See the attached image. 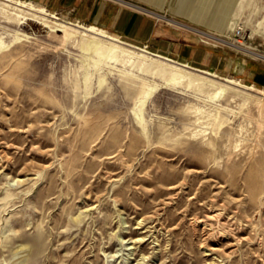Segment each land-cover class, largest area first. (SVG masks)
<instances>
[{
	"label": "rangeland",
	"instance_id": "rangeland-1",
	"mask_svg": "<svg viewBox=\"0 0 264 264\" xmlns=\"http://www.w3.org/2000/svg\"><path fill=\"white\" fill-rule=\"evenodd\" d=\"M48 13L0 0V264H264V88Z\"/></svg>",
	"mask_w": 264,
	"mask_h": 264
},
{
	"label": "crops",
	"instance_id": "crops-1",
	"mask_svg": "<svg viewBox=\"0 0 264 264\" xmlns=\"http://www.w3.org/2000/svg\"><path fill=\"white\" fill-rule=\"evenodd\" d=\"M48 11L102 28L120 41L190 67L264 88V61L245 56L198 29L221 34L237 0H29ZM235 17L230 19V25Z\"/></svg>",
	"mask_w": 264,
	"mask_h": 264
},
{
	"label": "bare ground",
	"instance_id": "bare-ground-1",
	"mask_svg": "<svg viewBox=\"0 0 264 264\" xmlns=\"http://www.w3.org/2000/svg\"><path fill=\"white\" fill-rule=\"evenodd\" d=\"M7 1H11V2H13V3H15V5H19L20 7L21 6H26L28 9H31V10H36V11H38V12H40V13H42V14H49L48 13V11L44 8V7H42V6H36L35 4H33V3H31V2H26V1H23V0H7ZM20 10H22V9H20ZM51 13V12H50ZM16 15V14H15ZM51 16H53V17H56V16H54V15H51ZM22 18H24V19H30L29 17H27V16H25V15H22ZM34 20V19H33ZM37 22H39V21H37ZM43 22V21H42ZM76 23V22H75ZM33 24V23H32ZM77 25L78 26H81V27H83L86 31H90V32H92V33H94V34H96V35H98L99 37H106V38H108V39H116V37L115 36H113L112 34H110L109 32H107V31H105V30H102V28L100 29V28H97V27H95V26H92V25H86V26H84V25H82V24H78L77 23ZM36 27V26H35ZM231 29H233L234 27H235V24L233 23V24H231L230 26H229ZM243 26H241V25H238V28H242ZM56 28V27H55ZM198 32H200L201 34H203V35H205V36H207V37H210V38H213V39H215V40H217L218 42H220V43H225V44H229V45H233V46H235V47H237V48H240L241 50H244V51H246V52H248V53H251V54H253V55H255V56H259V57H261V58H264V52H261L259 49H257V47H255V46H253V45H251V44H247V43H245L244 41H237L235 38H229V37H226V38H220V37H218V36H215L214 34H212V33H210L209 31H204V30H201V29H198L197 30ZM98 36H97V38H98ZM96 38V37H95ZM91 39V40H89V44H90V47H91V49H94L97 45H98V43H99V41L97 40V39ZM229 38V39H228ZM110 51H114V55L116 56V49H114V47H108V53L110 52ZM180 64H182V65H184V66H189L188 64H186V63H180ZM206 72H208V73H210V74H213V75H216V73H214V72H209V71H206ZM169 79H172V80H175L176 82H180V81H182L184 78H185V74H183V73H178V72H173L172 74H170L169 75V77H168ZM224 79L226 80V81H228V82H231V83H234V84H238V85H240V86H243V87H246V88H250V89H252L253 88V85H251V84H248V83H246V82H241V81H239V80H235L234 78H231V77H224ZM260 91H262L263 92V90L262 89H259ZM223 94V88L222 87H220V88H218V90L216 91V95L217 96H220V95H222ZM256 98V97H255ZM8 196V195H7ZM32 240L33 241H35L36 240V238L35 237H32ZM208 249H211V248H209L208 247Z\"/></svg>",
	"mask_w": 264,
	"mask_h": 264
},
{
	"label": "built area",
	"instance_id": "built-area-1",
	"mask_svg": "<svg viewBox=\"0 0 264 264\" xmlns=\"http://www.w3.org/2000/svg\"><path fill=\"white\" fill-rule=\"evenodd\" d=\"M240 28H237V30H235V33H234V35H237V34H239V32H240V30H239ZM215 36H218V37H220V38H224L223 37V34H214ZM203 38V40H205L206 42H208V43H212V44H214V45H216V46H222L224 43H220V42H209V41H207V38H204V37H202ZM230 38V37H229ZM228 38V39H229ZM237 41H241V40H239L238 38H235ZM230 46H233V45H230ZM234 48H237V47H235V46H233ZM231 49H233V48H231ZM234 50V49H233ZM251 57H253V58H256V59H259V60H262V61H264V58H261V57H259V56H255V55H253L252 54V56Z\"/></svg>",
	"mask_w": 264,
	"mask_h": 264
},
{
	"label": "water",
	"instance_id": "water-1",
	"mask_svg": "<svg viewBox=\"0 0 264 264\" xmlns=\"http://www.w3.org/2000/svg\"><path fill=\"white\" fill-rule=\"evenodd\" d=\"M153 54V53H152ZM154 55H156V54H154Z\"/></svg>",
	"mask_w": 264,
	"mask_h": 264
}]
</instances>
